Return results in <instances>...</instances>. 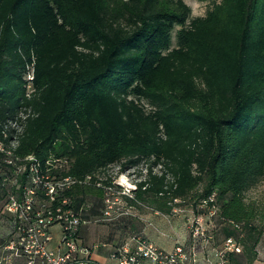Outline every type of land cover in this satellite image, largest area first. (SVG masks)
<instances>
[{
	"label": "trees",
	"instance_id": "1",
	"mask_svg": "<svg viewBox=\"0 0 264 264\" xmlns=\"http://www.w3.org/2000/svg\"><path fill=\"white\" fill-rule=\"evenodd\" d=\"M209 1L193 17L185 0H0V137L12 143L16 130L3 131L18 118V155L67 158L65 174L82 178L147 160L133 204L218 206L244 226L227 228L243 245L232 264H253L264 235V204L247 199L264 181V0ZM68 194L75 207L105 196L88 185Z\"/></svg>",
	"mask_w": 264,
	"mask_h": 264
},
{
	"label": "built area",
	"instance_id": "2",
	"mask_svg": "<svg viewBox=\"0 0 264 264\" xmlns=\"http://www.w3.org/2000/svg\"><path fill=\"white\" fill-rule=\"evenodd\" d=\"M28 78H34L33 72ZM11 129L16 130L11 144L0 137V153L6 166L1 178L6 197L4 209L12 222L11 235L0 246V264H14L21 258L25 259V264H98L89 258L90 249L80 238L82 226L92 218L97 221V217H88L91 210L88 202L75 207L68 192L77 185L103 189L105 194L117 188L106 184L101 172L83 178L65 174L71 167L67 158L51 157L43 162L35 154L18 155V134L23 130L18 118L6 124L5 137ZM182 201L175 199V203ZM201 211L194 209L188 218L191 240L188 248L178 244L174 250L167 251L143 233H137L131 239L132 245L126 243L117 247L112 257L119 264H200L203 254L202 264H232L231 255L243 251L241 240L230 235L220 246L214 244L217 225L212 223L213 218L218 215L221 226L239 233L244 230L243 224L223 216L216 206ZM56 225L62 228V239L59 246L53 248L52 229Z\"/></svg>",
	"mask_w": 264,
	"mask_h": 264
},
{
	"label": "crops",
	"instance_id": "3",
	"mask_svg": "<svg viewBox=\"0 0 264 264\" xmlns=\"http://www.w3.org/2000/svg\"><path fill=\"white\" fill-rule=\"evenodd\" d=\"M5 169L6 166L3 163V157L0 156V246L8 241L12 229V222L5 212L1 200V197L4 196L1 178ZM177 206L176 209L180 211L173 209L171 212H165L160 209L151 208L152 211L144 216V220L142 219L143 222L138 220V218H133L131 222H129L128 228H123L122 225L116 227L112 226L110 229L104 225H83L80 232L81 242L90 249L89 258L98 264H119L118 260L112 257V253L117 247L123 246L126 243L132 245L131 239L138 233L137 229L159 247L167 251L174 250L178 244H183L188 248L191 244L188 218L193 214L194 208L184 209L179 205ZM1 208H3V211ZM215 221L219 224L216 229L214 244L220 246L223 244L224 240L230 236L227 234V228L229 227L220 225L218 215L215 216ZM137 223L140 224V226ZM52 231L54 240L51 246L57 248L62 239V228L56 225L53 227ZM220 232H225L226 234L225 238L222 240L219 239ZM256 251L257 258L253 264H264V246L261 244V240L256 247ZM203 256V254L200 255V264H202ZM260 260H262L263 263L260 262ZM14 264H25V259H17Z\"/></svg>",
	"mask_w": 264,
	"mask_h": 264
},
{
	"label": "rangeland",
	"instance_id": "4",
	"mask_svg": "<svg viewBox=\"0 0 264 264\" xmlns=\"http://www.w3.org/2000/svg\"><path fill=\"white\" fill-rule=\"evenodd\" d=\"M192 8V16H205L207 12L212 7V2L209 0H185ZM176 31H174L175 35ZM174 45H176V38L174 37ZM149 162L147 160H141L138 162L137 165H134L133 167H127L126 169H122V166L120 164L112 165L108 168V170L102 171L100 175L103 178H106L107 176H111L114 179V184L118 186L117 190L110 192L109 194H105V196L102 198L98 194L91 195V198L89 200V203L91 205L98 201L100 202V208L98 209V214H90L88 217L96 216L97 221H95L93 218L90 222L87 224H94V225H104L107 226L109 229L112 228V226H119L122 225L123 228H128L129 222H131V219H137L143 222L144 216L148 214L151 210V208L156 207V205L152 202H143L139 201V203L133 204L127 197L131 198H137V187L138 183L142 180H145L147 178V174L149 172ZM163 170L162 165H157L154 167V172L161 173ZM124 180V181H123ZM247 199L251 202H257L258 204L263 205L264 204V181H261L257 186L252 188L247 192ZM2 205L3 208L6 203V197L2 196ZM175 201H171L170 204H175ZM199 204L200 210H204L207 208L203 201L199 200L198 202H195L192 199H186L182 202H178V205L183 207L184 209H190L194 208L197 211V208L195 205ZM204 205V209H202ZM178 206L174 205V209H176ZM219 209L218 206H216ZM3 208L1 210L3 211ZM180 208V207H179ZM177 211H180L179 209H176ZM201 211V213H202ZM176 212V211H175ZM90 213V212H89ZM109 213V214H108ZM221 214V212H220ZM217 216V215H215ZM215 216L213 218V224L217 225L216 229L218 228V224L215 221ZM143 219V220H142ZM218 219L220 217L218 216ZM212 221V220H211ZM210 221V223H211ZM85 224V225H87ZM138 224V223H137ZM140 226V224H138ZM140 230L137 229V232ZM137 234V233H136ZM226 236L225 232H220L219 239H224ZM261 244L264 246V235L261 239ZM260 262L263 263L262 260ZM261 264V263H258Z\"/></svg>",
	"mask_w": 264,
	"mask_h": 264
},
{
	"label": "bare ground",
	"instance_id": "5",
	"mask_svg": "<svg viewBox=\"0 0 264 264\" xmlns=\"http://www.w3.org/2000/svg\"><path fill=\"white\" fill-rule=\"evenodd\" d=\"M124 181V180H123Z\"/></svg>",
	"mask_w": 264,
	"mask_h": 264
}]
</instances>
